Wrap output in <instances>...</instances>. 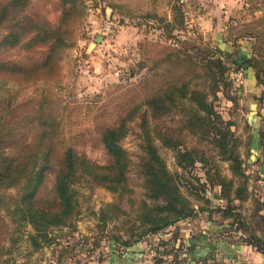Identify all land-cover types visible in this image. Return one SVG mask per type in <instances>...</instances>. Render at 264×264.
Segmentation results:
<instances>
[{
  "label": "rangeland",
  "instance_id": "374dc122",
  "mask_svg": "<svg viewBox=\"0 0 264 264\" xmlns=\"http://www.w3.org/2000/svg\"><path fill=\"white\" fill-rule=\"evenodd\" d=\"M84 4V17L64 52L59 77L49 84L9 82L6 86L12 89L17 104L42 88L54 91L65 111L66 128L76 134L88 131L78 139L76 149L99 166H108L110 157L94 143L91 131L95 113L101 116L98 124L112 123L117 114H132L121 141L128 156L123 188L112 191L98 184L75 185L77 205L72 220L48 231V240L39 237V248L31 242L34 231L30 225L16 231L10 227L12 233L0 239L5 251L0 264H100L112 251L124 250V244L138 242L156 256L166 248L161 243L169 236L180 239L210 225L220 228V233L232 241L263 237L260 163H252L248 157L250 132L244 88L235 86L228 66L238 55L247 56L245 63L264 58V0H84ZM218 42L233 47V55L226 58L219 53ZM171 49L196 58L200 76L189 86L207 94L213 113L210 121L195 102L187 99L166 117L150 116L145 99L158 79L154 77L147 85L145 78L158 74L163 79L185 70L181 66L167 73L170 63L162 60ZM209 58H220L224 65V70L212 69L217 80L214 89L210 79L203 76L208 73L204 63ZM144 130H149L157 154L188 208L172 224L155 231L151 228L160 225V219L151 225L153 220L171 215L161 197H150L153 190L140 173L145 160L141 148ZM219 131L228 132L224 141L218 139ZM163 140L177 143L178 148L168 147ZM223 142L238 160L237 170L222 148ZM177 150L188 151L192 161L182 165ZM52 179L50 175L40 194L44 202L53 198ZM218 182L228 185L225 198L220 197ZM237 188H242V200L236 198ZM204 189L220 203H210ZM3 193L13 195L15 191ZM226 208H235L239 218L231 215L232 210L227 213ZM0 217L4 218L3 212ZM4 221L8 223L6 216Z\"/></svg>",
  "mask_w": 264,
  "mask_h": 264
},
{
  "label": "trees",
  "instance_id": "16d2710c",
  "mask_svg": "<svg viewBox=\"0 0 264 264\" xmlns=\"http://www.w3.org/2000/svg\"><path fill=\"white\" fill-rule=\"evenodd\" d=\"M84 11V0H0V212L8 219L6 223L0 217V239L10 234V227L16 231L17 227L30 225L34 231L30 235L31 242L34 247L39 248V237L48 240V231L65 226L72 220L77 205L75 185L98 184L112 191L123 188L128 156L121 141L127 134V122L132 120L129 119L132 114H117L112 123L98 124L101 116L95 113L91 131L95 134L94 143H99L110 157L108 166H99L76 149L78 139L88 131L76 134L66 128L61 100L54 91L42 88L31 98L17 104L15 95L11 94L12 89L6 86L9 82L21 85L55 81L61 72L64 52L71 46L75 27L84 17ZM217 51L226 58L233 55V47L223 46L221 42H218ZM242 56L247 58L245 54ZM162 61L167 65L170 63L168 74L181 66L185 70L163 79L158 74L145 78L147 85L153 83L154 77L158 79L155 88H151L145 99V105L151 110L150 116L166 117L182 99H187L195 102L205 112L206 120L213 119L212 107L206 100L207 94L189 86L193 78L200 76L196 73V58L181 50L171 49L165 52ZM232 64L228 66V73L231 70H241L244 74L243 91L254 89L252 86L255 84L261 86L258 102L264 105V58L260 61H248L246 69L234 59ZM204 65L208 73L203 76L210 79V86L214 89L217 87V80L212 69L220 67L219 69L224 70V65L220 58H209ZM145 122L147 121L144 120ZM143 133L141 148L145 160L140 173L146 186L153 190L150 197H161L165 201L164 209L171 215L154 219L151 225L160 219V225L151 228L155 231L172 224L187 213L188 208L174 178L158 156L149 130H144ZM227 134V131L216 132L221 141L226 139ZM261 138H264V134ZM163 141L170 148H178L177 143ZM262 144L264 145V141ZM226 146L227 143L223 142L222 148L229 154V159L234 162V169L237 170L239 162ZM177 151L182 165L192 161L188 151ZM248 152L250 161L254 162L250 157V147ZM50 175H53V198L44 202L40 194ZM218 185L221 188L220 197L225 198L228 185L222 182H218ZM9 190H14L15 193H3ZM203 192L204 197L213 205L219 202L208 190L204 189ZM236 198H244L242 188H237ZM234 209L226 208L225 211L230 213L232 210L231 215L239 218L240 214L234 212ZM173 237L169 236L161 243L166 248L159 250L154 257L157 262L163 260V253L179 249L175 248L178 240L176 235ZM240 242L251 245L264 255V237L251 236ZM132 245L124 244L125 248ZM169 245L170 248H167ZM4 254V247L0 245V258Z\"/></svg>",
  "mask_w": 264,
  "mask_h": 264
},
{
  "label": "crops",
  "instance_id": "0c3cea01",
  "mask_svg": "<svg viewBox=\"0 0 264 264\" xmlns=\"http://www.w3.org/2000/svg\"><path fill=\"white\" fill-rule=\"evenodd\" d=\"M244 91L245 110L251 148V159L260 163V176L264 180V145L261 135L264 134V105L259 104L261 87ZM262 144V145H261ZM264 183V181H263ZM264 237V236H263ZM141 244L113 252L100 264H264V255L254 247L240 241H232L230 237L220 233V228L206 226L200 231L195 230L177 240L172 253H163L162 261L157 262Z\"/></svg>",
  "mask_w": 264,
  "mask_h": 264
},
{
  "label": "built area",
  "instance_id": "2783aa9c",
  "mask_svg": "<svg viewBox=\"0 0 264 264\" xmlns=\"http://www.w3.org/2000/svg\"><path fill=\"white\" fill-rule=\"evenodd\" d=\"M230 76L231 78H233L235 86H237L238 88L244 86L245 78L241 70H231Z\"/></svg>",
  "mask_w": 264,
  "mask_h": 264
},
{
  "label": "water",
  "instance_id": "95a60500",
  "mask_svg": "<svg viewBox=\"0 0 264 264\" xmlns=\"http://www.w3.org/2000/svg\"><path fill=\"white\" fill-rule=\"evenodd\" d=\"M244 61H245V57H244V56L238 55V56L236 57V62H237L239 65L242 64V63H244V64H242V68H243V69H246V68H248V64L245 63Z\"/></svg>",
  "mask_w": 264,
  "mask_h": 264
}]
</instances>
